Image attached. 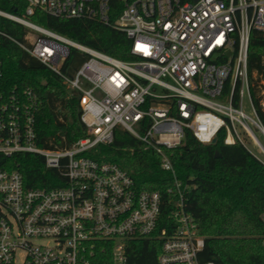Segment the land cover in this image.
Instances as JSON below:
<instances>
[{
    "label": "built area",
    "instance_id": "1",
    "mask_svg": "<svg viewBox=\"0 0 264 264\" xmlns=\"http://www.w3.org/2000/svg\"><path fill=\"white\" fill-rule=\"evenodd\" d=\"M10 1H19L22 15L0 8V16L27 28L19 45L79 97L87 134L66 149L40 146L43 101L30 87L6 89L0 61V264H129V248L144 238L161 242L157 264H218L200 258L205 238L187 208L190 186L177 177L168 151L188 131L208 144L225 132V143L254 154L242 129L264 153L248 70L252 31L264 32V0H118L123 8L114 20L113 0ZM37 12L121 30L134 59L73 41L35 22ZM72 49L88 56L76 69L67 64ZM246 98L254 115L245 111ZM117 128L159 155L174 179L169 196L140 191L128 170L86 155L112 144ZM25 154L65 168V180L27 187L12 169V159Z\"/></svg>",
    "mask_w": 264,
    "mask_h": 264
},
{
    "label": "trees",
    "instance_id": "2",
    "mask_svg": "<svg viewBox=\"0 0 264 264\" xmlns=\"http://www.w3.org/2000/svg\"><path fill=\"white\" fill-rule=\"evenodd\" d=\"M19 1L0 0V8L22 15ZM123 4L113 0L114 20ZM33 20L73 41L122 60H132L131 40L127 35L99 21L59 18L37 12ZM25 26L0 16V61L6 89L30 87L42 99L37 114L38 144L45 148H69L84 137L86 127L80 120L79 97L70 95L62 79L25 51ZM87 55L72 49L67 64L76 69ZM248 70L251 93L258 117L264 125V32L253 30L249 46ZM177 177L190 186L187 208L199 224L205 238L202 261L218 264H264V160L243 144L225 143L220 132L215 143H202L191 132L181 145L170 149ZM217 152L220 156H216ZM97 160L116 162L132 175L138 190H158L167 196L173 175L161 168L160 157L144 150L143 144L127 130L117 128L114 142L98 145L86 154ZM29 188H52L65 180V168H47L43 158L18 155L12 159ZM169 196V195H168ZM169 217L164 211L163 224ZM161 242L144 238L129 248V264H157Z\"/></svg>",
    "mask_w": 264,
    "mask_h": 264
},
{
    "label": "rangeland",
    "instance_id": "3",
    "mask_svg": "<svg viewBox=\"0 0 264 264\" xmlns=\"http://www.w3.org/2000/svg\"><path fill=\"white\" fill-rule=\"evenodd\" d=\"M263 93V99H262V104L264 105V90L262 91ZM245 111L247 113H249L250 115H254V112L252 110L250 101L248 98L245 99ZM254 131L257 135V137L259 138V140L262 142V144L264 145V136L253 126ZM240 134L242 136V138L244 139L247 147L254 153L255 156L261 158L262 160H264V153L262 151H260V149L258 148V146L255 144V142L253 141V139L242 129H240ZM46 241H44L45 243Z\"/></svg>",
    "mask_w": 264,
    "mask_h": 264
},
{
    "label": "water",
    "instance_id": "4",
    "mask_svg": "<svg viewBox=\"0 0 264 264\" xmlns=\"http://www.w3.org/2000/svg\"><path fill=\"white\" fill-rule=\"evenodd\" d=\"M216 142V139H214L213 141H212V143H215ZM216 156H220V154L217 152V154H216Z\"/></svg>",
    "mask_w": 264,
    "mask_h": 264
},
{
    "label": "bare ground",
    "instance_id": "5",
    "mask_svg": "<svg viewBox=\"0 0 264 264\" xmlns=\"http://www.w3.org/2000/svg\"><path fill=\"white\" fill-rule=\"evenodd\" d=\"M263 147H264V145H263Z\"/></svg>",
    "mask_w": 264,
    "mask_h": 264
}]
</instances>
